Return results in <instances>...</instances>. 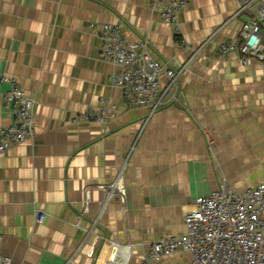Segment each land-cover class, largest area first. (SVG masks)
<instances>
[{"label":"crops","instance_id":"obj_1","mask_svg":"<svg viewBox=\"0 0 264 264\" xmlns=\"http://www.w3.org/2000/svg\"><path fill=\"white\" fill-rule=\"evenodd\" d=\"M239 5L188 0L167 22L151 0H0V71L35 99L33 139L0 153L1 251L14 264H142L152 242L185 233L198 196L264 183V60L218 50L240 41L251 14L231 19ZM104 23L147 39L157 58L189 62L177 99L152 115L128 104L111 84L118 66L101 57ZM8 88L0 81V126L13 120ZM102 100L105 120L73 121ZM119 174L124 204L99 188Z\"/></svg>","mask_w":264,"mask_h":264},{"label":"built area","instance_id":"obj_2","mask_svg":"<svg viewBox=\"0 0 264 264\" xmlns=\"http://www.w3.org/2000/svg\"><path fill=\"white\" fill-rule=\"evenodd\" d=\"M161 17L172 22L188 0H151ZM239 8L231 19L240 14H251L242 23L238 43H220L222 55L239 51L240 61L248 64L251 59L264 60V42L261 27L264 25V5L258 6L257 14L251 12L256 0H238ZM102 41L101 57L114 62L119 70L111 76V84L119 88L130 106H145L152 115L159 108L177 99L179 76L189 62L175 65L153 55L145 38L128 41L120 24L104 23L99 29ZM211 41L206 38L195 50ZM193 55V57H194ZM0 81L9 84L3 96V107L13 120L0 126V153L13 145L33 139V106L35 99L0 71ZM106 100L99 108H87L74 116L73 121H103L109 115ZM99 188L106 198L117 195L124 204L126 187L119 174ZM105 203L100 208L104 210ZM88 208L86 207V210ZM40 219L42 216L40 215ZM186 231L177 236L162 237L150 244L143 256L142 264H152L164 256L188 252L191 259L187 264H264V183L243 191H235L227 184L207 195L195 199V208L184 218ZM0 264H14L1 251Z\"/></svg>","mask_w":264,"mask_h":264},{"label":"bare ground","instance_id":"obj_3","mask_svg":"<svg viewBox=\"0 0 264 264\" xmlns=\"http://www.w3.org/2000/svg\"><path fill=\"white\" fill-rule=\"evenodd\" d=\"M118 247H119V246L114 245V253H115V250H117Z\"/></svg>","mask_w":264,"mask_h":264}]
</instances>
